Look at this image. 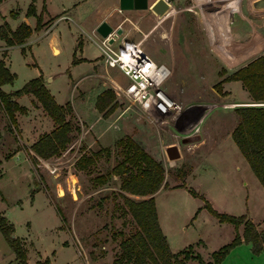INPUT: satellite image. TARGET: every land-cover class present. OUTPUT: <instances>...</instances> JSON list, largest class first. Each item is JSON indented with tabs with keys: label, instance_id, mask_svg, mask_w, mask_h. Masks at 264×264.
Masks as SVG:
<instances>
[{
	"label": "rangeland",
	"instance_id": "1",
	"mask_svg": "<svg viewBox=\"0 0 264 264\" xmlns=\"http://www.w3.org/2000/svg\"><path fill=\"white\" fill-rule=\"evenodd\" d=\"M43 1L52 16L44 13L45 7L42 10ZM197 1L202 0H167L174 11L159 17L149 8L120 10L118 0H35L40 10L37 13L34 7V18L27 19H33L32 29L37 16L40 23L24 44L8 49L6 67L14 78L0 88L12 92L40 76L58 104H70L65 119L71 130L64 147L42 157L32 146L55 124L39 101L32 94L15 97L25 111L15 112L13 124L0 108V219L12 225V235L20 238L28 264H44L45 258L48 264H114L116 259L118 264H131L121 258L120 242L131 236L137 225L121 195L144 196L122 191L121 178L107 174L123 158L127 137L164 168L154 201L160 228L172 251L191 246V254L198 252L203 261L211 262L204 248L196 252L194 247H200L196 241L201 239L213 251L233 237L234 225L218 221L188 189L203 195L219 212L246 214L248 206L256 211L254 215L264 213V189L230 134L238 120L236 107L264 102L253 101L239 80L222 81L264 48L229 67L210 46ZM29 2L3 1L0 23L6 20L15 28L23 15L15 16ZM238 6L230 13L233 39L247 41L251 25L264 36L263 19L252 12L249 0H241ZM240 8L247 21L240 17ZM102 20L113 29L121 28L120 38L140 41L149 57L165 67L161 87L175 104L167 114L149 117L117 95V85L124 86L126 78L117 68L105 66L91 40ZM51 41L58 52H52ZM107 89L114 94V106L98 110L96 97ZM186 110L190 116L183 122ZM170 144L178 148V158L167 157L165 148ZM17 150L20 153L10 157ZM81 155L94 156V160L78 166ZM99 176H105V181L99 182ZM227 258L230 256L225 262ZM257 258L258 263H264V257ZM235 259L231 264H250L243 250ZM0 264H15L1 231ZM185 264L199 263L189 259Z\"/></svg>",
	"mask_w": 264,
	"mask_h": 264
},
{
	"label": "trees",
	"instance_id": "2",
	"mask_svg": "<svg viewBox=\"0 0 264 264\" xmlns=\"http://www.w3.org/2000/svg\"><path fill=\"white\" fill-rule=\"evenodd\" d=\"M2 1L0 0V2ZM33 1L31 0L27 5L26 15H34ZM42 10H44V6ZM39 23L40 17L37 16L34 28ZM33 29L24 22L11 29L4 20L0 24V38L6 45L21 44ZM13 78L14 73L10 72L3 60L0 59V86L3 83L11 82ZM224 80H239L253 101L264 102V51L235 68L222 79V81ZM22 94H32L55 124L53 129L41 136L32 147L42 157L58 152L66 142L70 141L68 133L71 130V124L65 119V113L69 112L71 108L70 104H58L42 83L41 77H34L26 81L21 88L12 92H4L0 88V108L9 123H15L16 111L22 113L25 111V107L20 106L15 100V97ZM113 97L114 94L110 89L103 90L96 97V108L103 110L108 105H110L108 109L112 108L114 106ZM235 112L238 120L230 132L231 138L264 188V104L239 106L235 108ZM125 142L123 158L107 174H115L121 178L120 189L122 191L144 196V198L135 199L126 194L121 195L123 202L127 205V211L137 225V230L120 242L121 258L124 261H131V264H185L187 260L195 259L199 264H219L229 249L241 241L250 243L253 254L264 250L263 229L257 228L246 214L233 215L219 212L203 195L198 194L194 189H188L193 196H198L203 200L202 207L206 208L218 221L232 223L235 228L242 225V232L239 234L236 231L230 241L210 252L211 262L203 261L198 253L191 254L189 252L191 246L172 251L160 228L154 201V193L164 180V168L135 140L127 137ZM93 160L94 156L81 155L77 159V164L85 167ZM105 179V176H99V182H104ZM54 207L61 221H65L60 208L57 205ZM11 227L12 225H5L0 219V231L14 253L15 264H28L26 250L20 238L12 235ZM118 261L114 260V264H118ZM48 262L49 259L45 258L44 264H48Z\"/></svg>",
	"mask_w": 264,
	"mask_h": 264
},
{
	"label": "built area",
	"instance_id": "3",
	"mask_svg": "<svg viewBox=\"0 0 264 264\" xmlns=\"http://www.w3.org/2000/svg\"><path fill=\"white\" fill-rule=\"evenodd\" d=\"M110 37L111 42L108 41ZM91 40L97 46L105 66L117 68L126 78L124 86L116 84L119 89L117 95L136 104L149 117L167 114L175 107L161 87L167 73L165 67L149 57L140 41L113 36V33L101 37L95 31Z\"/></svg>",
	"mask_w": 264,
	"mask_h": 264
},
{
	"label": "bare ground",
	"instance_id": "4",
	"mask_svg": "<svg viewBox=\"0 0 264 264\" xmlns=\"http://www.w3.org/2000/svg\"><path fill=\"white\" fill-rule=\"evenodd\" d=\"M240 1L241 0H205L200 4L198 3L200 5L199 16L203 22L210 46L229 67L239 64L264 47V36L255 30L252 32V37L248 41H234L225 35L221 8L223 6H235V8L239 9L237 5ZM257 9H264V7L256 8V10ZM173 11L174 9L168 7L164 14L156 15L163 17L164 15L173 13ZM261 14L264 15V11ZM233 54H237V56Z\"/></svg>",
	"mask_w": 264,
	"mask_h": 264
},
{
	"label": "crops",
	"instance_id": "5",
	"mask_svg": "<svg viewBox=\"0 0 264 264\" xmlns=\"http://www.w3.org/2000/svg\"><path fill=\"white\" fill-rule=\"evenodd\" d=\"M3 1H5V0H3ZM2 1V2H3ZM203 1H205V0H202V1H197L196 3H202ZM2 2H0V4L2 3ZM30 2H31V0H30ZM29 2V3H30ZM35 2V0L33 1V4H34V7H36V12L38 13L39 12V10H40V8H38L37 6H36V4L34 3ZM44 2V1H43ZM28 3V4H29ZM198 4V5H199ZM44 7H45V12L44 13H48V14H50L49 13V11H48V7H47V3L46 2H44ZM249 5H250V9L252 10V12L254 13V14H256V15H258V16H260V17H262V19H263V26H264V15L263 14H261L263 11H264V9H257L256 10V8H253V6H252V0H249ZM238 6V5H237ZM233 9H237V8H235V6H223L222 8H221V11H222V14H223V23H224V30H225V32H226V36L228 37V38H230L231 40H234L233 39V37H232V34H231V30H230V13H231V10H233ZM26 10V9H25ZM25 10L24 11H19V13L17 14V16H15V17H18L19 15H23L24 16V18H20V21H19V23H21V22H24V23H26L27 25H29L30 27H32V24H33V19H32V22H30V21H28V19H27V17H32V18H34V16L35 15H25ZM243 13V11H242V8H240V14H241V16L240 17H242V18H244V19H246V21L248 20V18L247 17H245V14L243 15L242 14ZM35 14V13H34ZM51 15V14H50ZM52 16V15H51ZM12 18H14V17H12ZM6 21V20H5ZM7 22V21H6ZM8 23V22H7ZM18 23V24H19ZM1 24V23H0ZM17 24V25H18ZM9 25V24H8ZM10 26V25H9ZM11 28V27H10ZM52 28H53V25H52V27L50 28V30H48L47 32H45V33H42L43 35H45V34H47L48 32H50L51 30H52ZM11 29H14V28H11ZM259 31L256 27L254 28V26L253 25H251V30H250V37H249V39L248 40H250L251 39V37H252V32L253 31ZM224 32V33H225ZM41 35V34H40ZM39 35V36H40ZM38 36V37H39ZM89 37H90V35H88ZM29 37V36H28ZM27 37V38H28ZM26 38V39H27ZM38 39V38H37ZM240 40V39H239ZM247 40V41H248ZM26 41V40H25ZM25 41L23 42V43H21V44H24L25 43ZM235 41V40H234ZM35 42V41H34ZM21 44H13V45H6L5 43H4V40L3 39H1L0 38V59L1 58H3V52L5 53V55H6V62H4V64H5V66H7V67H9L8 66V49H10V48H12V47H14V46H19L20 47V45ZM50 46H51V50H52V52L53 53H56V52H58V50H59V48L57 47V45L55 44V41H51V44H50ZM264 48V47H263ZM262 48V49H263ZM260 51V50H259ZM258 51V52H259ZM82 54V53H81ZM234 56H237V54H233ZM84 57H86V56H84ZM2 60H4V58L2 59ZM4 60V61H5ZM50 78V77H49ZM51 79L52 78H50V79H48L47 78V80L48 81H51ZM24 96H26V94H23ZM22 96V95H21ZM16 101H17V99H16ZM19 101V100H18ZM182 114H184L183 115V117L182 118H184L185 117V119H182V121L184 122H186L187 121V117H189L190 116V111L189 110H186L184 113H182ZM20 153V150H17L15 153H12V155H10V157L11 156H13L14 154L15 155H17V154H19ZM10 157H8V158H10ZM244 158V157H243ZM246 161V160H245ZM248 164V163H247ZM1 165H2V163H1ZM249 166V165H248ZM250 168V167H249ZM256 177V176H255ZM264 189V188H263ZM246 214H247V216L249 217V219L254 223V224H256V226H257V228H262L263 229V233H264V213L263 214H261L260 216H258L259 214H257V215H254L255 213H256V211L254 210H252L251 208H248V206L246 207ZM238 232L239 234L242 232V225H239V226H237V228H235L234 227V229L232 230V236H234V234H235V232ZM231 236V235H230ZM229 236V237H230ZM232 239V238H231ZM230 239V240H231ZM229 240V241H230ZM197 243L196 244H200V247H194L195 248V250H196V252H197V250L198 249H202V248H204V250L206 251V252H208V253H210V252H212L210 249H208L207 248V246L203 243V241L201 240V239H198L197 241H196ZM227 243V242H226ZM241 250H243V251H245L246 252V254H248L249 255V259H250V264H260V263H258V258L257 257H264L263 255H264V250H261L259 253H257V254H253L252 252H251V249H250V243H248V242H245V241H241L239 244H237V245H235V246H233L232 248H230V250L226 253V255L224 256V258L219 262V264H231L232 262H234L236 259L235 258H237L238 257V254H239V252L241 251ZM198 253V252H197ZM230 256V258H227L228 259V261H226L225 262V259H226V257H229ZM253 262V263H252ZM241 263H243V261H241ZM264 264V263H263Z\"/></svg>",
	"mask_w": 264,
	"mask_h": 264
},
{
	"label": "water",
	"instance_id": "6",
	"mask_svg": "<svg viewBox=\"0 0 264 264\" xmlns=\"http://www.w3.org/2000/svg\"><path fill=\"white\" fill-rule=\"evenodd\" d=\"M252 6L255 8L264 7V0H253ZM168 7L169 4L167 0H154L150 4H148L147 0H118V8L120 10L149 8L156 14L161 15L166 12ZM94 30L101 37H106L109 33H113V36L121 33V28L113 29L112 26L105 20L100 21L95 26ZM108 41L111 42L112 37H110ZM48 79L50 78L48 77ZM165 152L169 159L178 158L180 156L178 148L175 145L167 146L165 148Z\"/></svg>",
	"mask_w": 264,
	"mask_h": 264
}]
</instances>
